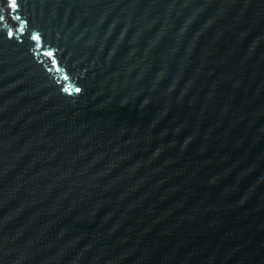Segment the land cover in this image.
I'll list each match as a JSON object with an SVG mask.
<instances>
[{"label": "water", "instance_id": "water-1", "mask_svg": "<svg viewBox=\"0 0 264 264\" xmlns=\"http://www.w3.org/2000/svg\"><path fill=\"white\" fill-rule=\"evenodd\" d=\"M0 264H264V0H0Z\"/></svg>", "mask_w": 264, "mask_h": 264}, {"label": "snow or ice", "instance_id": "snow-or-ice-1", "mask_svg": "<svg viewBox=\"0 0 264 264\" xmlns=\"http://www.w3.org/2000/svg\"><path fill=\"white\" fill-rule=\"evenodd\" d=\"M13 2L15 3V0H13Z\"/></svg>", "mask_w": 264, "mask_h": 264}]
</instances>
